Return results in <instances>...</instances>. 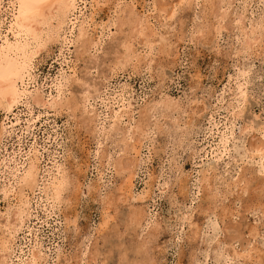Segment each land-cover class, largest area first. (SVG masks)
<instances>
[{"label":"rangeland","instance_id":"374dc122","mask_svg":"<svg viewBox=\"0 0 264 264\" xmlns=\"http://www.w3.org/2000/svg\"><path fill=\"white\" fill-rule=\"evenodd\" d=\"M130 2L77 1L71 19L91 25L86 47H42L24 85L42 104L22 101L7 117L0 108V215L16 202L12 176L29 157L37 179L24 191L26 212L0 264H264V162L260 168L254 148L264 142V0H227L220 25L211 10L199 12L207 0H138L135 12L167 43L152 39L149 49L138 39L139 61L124 63L129 26L118 31L113 19ZM198 22L209 33L199 34ZM255 23L260 39L245 47ZM52 97L77 107L46 108ZM164 98L170 108L141 113ZM137 123L142 137L125 139ZM125 141L135 148L126 151ZM56 165L77 181L52 205L41 188ZM130 172L136 200L106 204ZM206 194H217V207ZM134 207L141 224L126 225ZM224 212L232 216L222 223Z\"/></svg>","mask_w":264,"mask_h":264},{"label":"bare ground","instance_id":"6f19581e","mask_svg":"<svg viewBox=\"0 0 264 264\" xmlns=\"http://www.w3.org/2000/svg\"><path fill=\"white\" fill-rule=\"evenodd\" d=\"M77 1H82V0H7L6 4L4 3L5 5H3L2 0H0V108L4 111L5 117H7L8 114L12 112V109L18 103L22 101L23 103H25V105H28V106H29L28 103L30 102L31 104H42V100L40 99L38 94L31 95L32 92L27 91L26 88L24 87V85L26 84L25 81L28 78H30V63H31V60L34 54H36V52H38L42 47H44L48 43L58 44L60 46V49L62 48V45L65 43H74L75 46L77 47L84 46L82 45V43L86 42L87 40L86 35H87V30H88L87 28L91 25L89 26L86 25L87 22L85 20H82L84 19V17L81 19V21L78 24H76L77 18L71 19V16L74 15ZM94 1L96 2V4H98V0H94ZM144 1L145 0H143V2ZM193 1L194 0H179V3L180 4L189 3V5L190 4L193 5ZM153 2L156 4L158 0H153ZM226 2L227 0H207V4H205L206 2H204V5L202 6V9L199 12L204 14V11L206 9L209 10V12L211 10L212 11L211 18L213 17L214 24L220 25L222 23L221 20L226 17V6L227 5L226 6L224 5V3ZM112 5H114V3ZM135 6H138V0H132L130 4L124 5L123 8L118 9L117 11L114 10L115 12L114 19H113L115 21V22L113 21L114 25L117 26L116 24L119 22L117 30L120 31L124 25L129 26V29L127 30L126 35L123 36V39L121 42L123 46L122 54L124 55L121 61L124 63H127V61H131L132 58L137 56L134 53L133 43H135L138 39H140L139 40L141 41L140 43L147 45L149 49H151L152 47L153 40H154V43L159 42L161 45L164 44V42L162 43V41L166 40L165 44L167 43V39H165L164 36L157 34V32H154V30L149 27L148 22L146 21V18L143 19L141 17V14L135 12L134 10ZM160 6L159 5L153 6L152 10L157 7V9H159L160 11H164L165 9L161 8ZM175 6H170V10H171L169 12L170 17L175 12L174 10ZM121 19L123 20L125 19V20L122 21ZM199 19L200 18H198V20ZM198 23H196L197 24L196 26L199 27L198 30H200V31L197 30L198 33L204 34L205 31H207L206 30L207 26L205 22H198ZM256 25L258 24L255 23L254 26L250 29V33L248 36H246L245 34L246 36L244 40L245 47L246 46L248 47V45H250L251 40L254 43L257 39H260L259 34H257L256 32V29L258 27ZM101 28L105 29L104 31H106L107 29H109V26L105 24V26H102ZM95 29L96 27L94 28V30ZM213 29H216V27L213 26ZM254 35H256V37L252 38V36ZM166 47H163L161 49L167 55V52L169 51L170 48L168 49ZM135 58L139 61L137 57ZM63 79L65 81L68 80L66 78H63ZM63 79L59 81H62ZM57 87L59 88L60 86H57ZM237 88L238 87H236V89ZM170 101H168L165 98H164V101L160 100L157 103L153 101L155 104H153L152 102L153 105L150 104L151 106H145L144 109L142 108L141 113L145 114L149 118L150 116H152L153 111H156L159 108L164 107L165 110L170 108L171 107ZM45 104H46V108L47 106H51V105L57 106V107L58 106L68 107L69 109H70V106L77 107L76 104L72 105L70 100H65V101L56 100L54 97H52L51 103L46 101L44 102V105ZM233 115L236 116L237 114H233ZM83 119H87V117H83ZM112 125H109L108 127L112 128ZM143 125L142 123L141 125L137 123L132 128L129 127L125 129L124 131V136L126 134L125 139L129 138V140L131 141L132 136L134 135H137L136 139L141 138L144 133V130L141 129ZM108 132L109 131H107V133ZM135 143L136 142H133V145L131 146V149H130V146H129L130 142L128 144V142L125 141L124 143L125 150L127 151V150H132L133 148H135V145H136ZM140 144L142 143L140 142L139 145ZM219 144L222 146V148L225 147L226 138L223 135V133L220 135ZM254 148L258 152L261 153L257 157L261 161V164L259 167L262 168V163L264 162V152H263L264 142L261 143V145L256 146ZM135 151L136 153H139V150H135ZM115 164H117L119 170H124V169L126 170L128 168L127 162L118 161V163H115ZM107 165L109 164L107 163ZM35 169H36L35 159L29 157L26 160L25 165H23L22 168L20 169L19 173L14 174L12 176L13 182L16 185V188H15L16 202L12 205L7 204L4 208V212L1 213L0 215L2 216L1 218H3L2 219L3 221L0 222V262H3L4 254L7 252V250L10 247L9 245L11 243L12 234L15 231V226L19 225V223L22 222L23 220L22 217L24 215V212H26V199L24 196L25 195L24 191L25 190L31 191L37 184ZM132 179H133V174L130 172L127 179L125 180V186L119 189L121 193L115 194V196L108 197L106 200L107 202L105 201L106 204L110 205L111 203H113L115 199L117 201L118 199H120L121 202L128 201V200L130 201L136 200V199H133ZM203 180H205V178ZM237 180H238L237 182H242L245 179L243 176H240L238 177ZM76 181L77 179L74 176H71L64 167L60 165H56L53 169V172L51 171V173L48 174L47 178L42 183L41 192L43 193L45 200L50 201L52 205H54L55 203L57 204L59 202L60 197L62 196L64 192H66L69 189L71 190L72 188L70 187H74L73 184L76 183ZM75 188H76V185H75ZM8 190L10 191V189ZM6 193L7 192L5 191V194H4L5 197H6ZM216 197H217V194H215L214 196L212 194L211 195L206 194V198L209 200V205L211 204L213 208L217 207L214 201ZM130 211L131 212H128L127 214L128 219L127 218L126 219L128 220V222L126 221V225H129V226L134 225V224L136 226L140 225L141 217L139 215V211L137 210V208L134 207ZM231 214L232 213L226 214L224 212L223 217H220L221 222L224 223V217H227V215L230 216ZM250 233L251 235L250 234L249 235L251 238H255L257 236L255 228H253L250 231ZM33 255L34 254L30 256V262L32 263L35 260V257Z\"/></svg>","mask_w":264,"mask_h":264}]
</instances>
